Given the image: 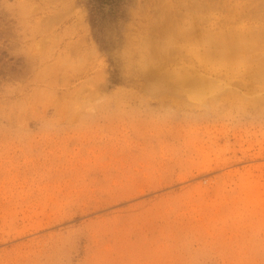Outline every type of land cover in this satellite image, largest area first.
<instances>
[{"label": "rangeland", "instance_id": "374dc122", "mask_svg": "<svg viewBox=\"0 0 264 264\" xmlns=\"http://www.w3.org/2000/svg\"><path fill=\"white\" fill-rule=\"evenodd\" d=\"M117 1L0 0V264H264V0Z\"/></svg>", "mask_w": 264, "mask_h": 264}, {"label": "trees", "instance_id": "16d2710c", "mask_svg": "<svg viewBox=\"0 0 264 264\" xmlns=\"http://www.w3.org/2000/svg\"><path fill=\"white\" fill-rule=\"evenodd\" d=\"M104 1H109L108 3H112V5H111L112 7H113V6L116 7L117 4H118V1H117V0H100V3L104 2ZM116 3H117V4H116ZM115 4H116V5H115ZM91 14H92V13H91ZM95 14H96V13H95ZM92 15H93V14H92ZM92 25H95V24L92 23Z\"/></svg>", "mask_w": 264, "mask_h": 264}, {"label": "bare ground", "instance_id": "6f19581e", "mask_svg": "<svg viewBox=\"0 0 264 264\" xmlns=\"http://www.w3.org/2000/svg\"><path fill=\"white\" fill-rule=\"evenodd\" d=\"M226 33V32H225ZM231 33H232V31H231ZM256 34V33H255ZM237 35H239V34H237ZM250 35V34H249ZM250 36H252V35H250ZM264 73V72H263ZM256 75V74H255ZM259 75V77L261 78L263 75H262V73H260V74H258ZM264 78V77H263Z\"/></svg>", "mask_w": 264, "mask_h": 264}]
</instances>
